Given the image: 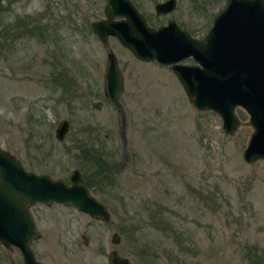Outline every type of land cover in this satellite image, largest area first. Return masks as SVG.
Wrapping results in <instances>:
<instances>
[{
    "label": "rangeland",
    "instance_id": "1",
    "mask_svg": "<svg viewBox=\"0 0 264 264\" xmlns=\"http://www.w3.org/2000/svg\"><path fill=\"white\" fill-rule=\"evenodd\" d=\"M133 1L150 25L171 18L203 38L224 0H176L162 15L154 11L162 0ZM105 2L0 0L1 147L53 179L80 168L111 215L104 222L42 206L45 263L107 264L117 250L133 264H264V160L242 157L248 114L237 109L241 126L228 136L219 115L189 102L168 66L135 58L114 37L99 41L90 24ZM110 49L124 78L119 107L103 93ZM62 119L70 128L59 141Z\"/></svg>",
    "mask_w": 264,
    "mask_h": 264
},
{
    "label": "water",
    "instance_id": "2",
    "mask_svg": "<svg viewBox=\"0 0 264 264\" xmlns=\"http://www.w3.org/2000/svg\"><path fill=\"white\" fill-rule=\"evenodd\" d=\"M175 6L176 0H167L157 3L154 10L162 15ZM104 15L92 23L103 44L113 36L135 58L168 66L198 111L220 116L226 135L234 136L241 126L237 109L242 108L252 128L242 157L249 164L264 160V0H224L213 12L212 25L203 38L194 37L174 19L165 25H150L130 0H107ZM103 78L104 96L119 107L124 78L112 49L107 52ZM68 131L69 122L62 120L57 139L62 141ZM36 203L63 204L96 220L111 219L105 204L81 183L79 168L70 172L67 181L25 171L0 145V243L17 246L26 258L32 257L30 244L37 230L31 221L23 222ZM8 212L13 215V225L6 222ZM119 241V234L113 233L111 242L116 245ZM30 262L33 257L26 264ZM107 264L133 263L113 250Z\"/></svg>",
    "mask_w": 264,
    "mask_h": 264
},
{
    "label": "flooded vegetation",
    "instance_id": "3",
    "mask_svg": "<svg viewBox=\"0 0 264 264\" xmlns=\"http://www.w3.org/2000/svg\"><path fill=\"white\" fill-rule=\"evenodd\" d=\"M131 1V3L133 4V6L140 12V13H142L145 17H146V19H147V21H148V16L140 9V6L135 2V1H133V0H130ZM165 1H167V0H162V1H160V2H165ZM106 2H107V0H106ZM106 2H105V4H106ZM157 3H159V2H157ZM156 3V4H157ZM105 4H104V6H103V17L102 18H100V19H98V20H95V21H92L91 22V24H90V27H91V30H92V32L94 33V31H93V29H92V23L93 22H96V21H100V20H102V19H104L105 18V15H104V7H105ZM155 4V5H156ZM155 5H154V8H155ZM155 11V10H154ZM117 19H120V20H124L125 18L124 17H120V18H118L117 17ZM169 19H171V18H168V20ZM168 20L165 22V23H163V24H160V25H165V24H167V22H168ZM149 23V22H148ZM159 26V25H158ZM180 26V25H179ZM157 27V26H156ZM95 34V33H94ZM96 36V35H95ZM97 37V36H96ZM109 37H113V36H109ZM109 37H108V39H109ZM115 38V37H114ZM98 39V38H97ZM116 39V38H115ZM99 40V39H98ZM100 41V40H99ZM107 43H108V41H107ZM107 45V44H106ZM123 47V46H122ZM123 48H125V47H123ZM126 49V48H125ZM126 50H128V49H126ZM129 51V50H128ZM130 52V51H129ZM185 63V62H184ZM186 63H188V62H186ZM104 70H105V68H104ZM104 74V73H103ZM52 78V80L54 81V82H57V81H59V80H61V79H59V78H57V77H51ZM58 79V80H57ZM73 81V80H72ZM103 84H104V78H103ZM62 120H66V119H62ZM62 120H60L58 123H57V127H56V129H55V137H56V132H57V129H58V126H59V123L62 121ZM68 121V120H67ZM69 128H70V123H69ZM66 136V135H65ZM56 139H57V137H56ZM58 140V139H57ZM60 141V140H59ZM63 141V140H62ZM86 146H88L89 148H90V144L88 143V144H86ZM76 149H79L80 150V145L79 144H76ZM90 152L91 153H93V151L92 150H90ZM28 155H29V153H28ZM30 156V155H29ZM17 158V157H16ZM20 162H21V165H22V167L24 168V170L25 171H31V172H34V173H36V174H42L43 173V171L42 172H35V171H33V170H30V169H27L25 166H24V164H23V161L21 160V159H19V158H17ZM114 164H112L111 165V168L110 169H106L105 171L106 172H108V173H110V172H113L114 171V169H116L114 166H113ZM75 169V168H74ZM80 169V168H79ZM73 170V169H72ZM71 170V171H72ZM70 171V172H71ZM80 171H81V169H80ZM70 174V173H69ZM64 180V179H63ZM64 181H66V179L64 180ZM53 204V203H52ZM44 205H48V204H45V203H36V204H34L33 206H31L30 208H29V217L28 218H26L25 220H24V222L23 223H25V224H29L30 223V221L33 223V226H35V228H36V230H37V234H36V236L32 239V241H31V244H30V249H31V253H32V257H33V259H34V262L33 263H28V264H46L45 263V261H44V255H45V252L41 249V247H42V245L39 243V241H40V239H41V237H42V234H41V231H40V221L42 220V215H40V209H41V207L42 206H44ZM50 205V204H49ZM6 222H7V224H10V225H13V223H14V218H13V215L10 213V212H8L7 214H6ZM31 256H27V258H26V256L24 255V253L21 251V249H19L17 246H15V245H13V244H11V245H9V246H5V245H3V244H1L0 243V264H26L29 260H30V258H32Z\"/></svg>",
    "mask_w": 264,
    "mask_h": 264
},
{
    "label": "trees",
    "instance_id": "4",
    "mask_svg": "<svg viewBox=\"0 0 264 264\" xmlns=\"http://www.w3.org/2000/svg\"><path fill=\"white\" fill-rule=\"evenodd\" d=\"M86 186H88V184H86ZM253 260H254V262L252 261L251 264H260V261H259L260 258L259 257H256Z\"/></svg>",
    "mask_w": 264,
    "mask_h": 264
}]
</instances>
